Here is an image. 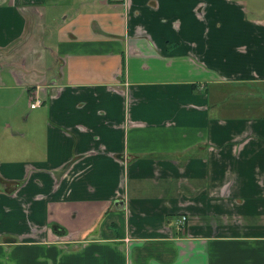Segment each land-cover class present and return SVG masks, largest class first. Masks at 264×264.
I'll use <instances>...</instances> for the list:
<instances>
[{
    "label": "crops",
    "instance_id": "0c3cea01",
    "mask_svg": "<svg viewBox=\"0 0 264 264\" xmlns=\"http://www.w3.org/2000/svg\"><path fill=\"white\" fill-rule=\"evenodd\" d=\"M0 264H264V0H0Z\"/></svg>",
    "mask_w": 264,
    "mask_h": 264
},
{
    "label": "built area",
    "instance_id": "2783aa9c",
    "mask_svg": "<svg viewBox=\"0 0 264 264\" xmlns=\"http://www.w3.org/2000/svg\"><path fill=\"white\" fill-rule=\"evenodd\" d=\"M42 104V100L40 97H37L33 100H31L30 102V107L31 108H36L38 106H40ZM187 220V216L186 215H183L179 220H178V223L180 224L181 227H183L185 225V222Z\"/></svg>",
    "mask_w": 264,
    "mask_h": 264
}]
</instances>
